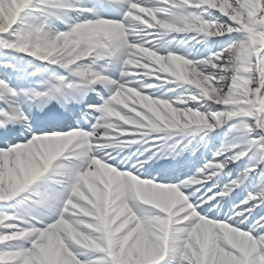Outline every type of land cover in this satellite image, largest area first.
Wrapping results in <instances>:
<instances>
[{
    "label": "snow or ice",
    "instance_id": "obj_1",
    "mask_svg": "<svg viewBox=\"0 0 264 264\" xmlns=\"http://www.w3.org/2000/svg\"><path fill=\"white\" fill-rule=\"evenodd\" d=\"M0 264H264V0H0Z\"/></svg>",
    "mask_w": 264,
    "mask_h": 264
}]
</instances>
